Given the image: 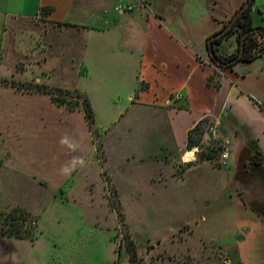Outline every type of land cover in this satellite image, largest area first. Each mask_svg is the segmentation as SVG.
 <instances>
[{"label": "rangeland", "instance_id": "374dc122", "mask_svg": "<svg viewBox=\"0 0 264 264\" xmlns=\"http://www.w3.org/2000/svg\"><path fill=\"white\" fill-rule=\"evenodd\" d=\"M23 50L7 54L2 61L1 85L15 87L9 79L18 76L28 78L14 80L24 89L73 81L59 72L51 78L40 73L35 76L37 68L18 74L14 63L25 55ZM16 95L0 88V264H18L19 256L26 264H129L128 239L134 243L141 264H242L239 246L231 244L242 237L236 230L237 222H263L253 210L262 211L264 216L263 169L243 164L245 153L239 154L240 146L234 149L236 142L223 131L221 116L214 136L206 134V127L215 119L204 117L201 141L180 155L147 162L120 157L115 159L118 165L110 166L105 156V133L100 128H114L120 117L96 111L97 117L89 126L95 145L90 141L87 151L96 149L98 160L89 152L85 160L81 105L76 112L62 115L56 107L54 112L45 93ZM21 110L23 117L11 116ZM152 121L154 147L173 129L162 119L154 117ZM11 129L19 133L17 139L13 134L12 143L6 136ZM64 137L73 149L60 143ZM181 138L179 131L173 135L174 145ZM15 144L20 155L11 151ZM225 146L230 158L223 165L217 164ZM211 149L217 150L207 159ZM187 150L195 154L189 164L182 159ZM10 152L12 157L6 155ZM157 152L155 147L153 153ZM77 166L79 170L72 177L69 172ZM62 168L69 169L68 173H62ZM86 168L90 176L85 178L80 172ZM19 208L32 215V238L2 233L8 215ZM256 238L259 236L240 246L241 257L252 264L264 260V240Z\"/></svg>", "mask_w": 264, "mask_h": 264}, {"label": "crops", "instance_id": "0c3cea01", "mask_svg": "<svg viewBox=\"0 0 264 264\" xmlns=\"http://www.w3.org/2000/svg\"><path fill=\"white\" fill-rule=\"evenodd\" d=\"M245 1L0 0V65L7 54L24 49L25 55L14 63L18 74L28 68H37L35 76L40 73L51 78L56 72L62 73L60 76H69L73 81L44 85L81 91L88 97L94 119L96 111L101 110L126 119L124 123L119 120L112 129L100 128L105 133V156L110 166L118 165L115 159L120 157L147 162L180 155L186 148L188 130L204 117L214 120L221 116L223 131L231 142H236L234 149L251 140L264 150V54L251 63L220 68L211 60L207 47V39L220 31ZM121 4L132 8L116 10ZM251 12L252 25L264 27V0H254ZM215 47L216 53L223 56L234 53L236 33ZM24 77L9 80L14 83L28 79ZM0 88L20 96L42 94L33 88L3 84ZM175 93H181V100L175 106L165 105ZM50 102L54 112H76ZM22 112L11 116L23 117ZM154 117L169 123L173 130L153 147ZM83 119L80 133L84 137L82 157L86 160L88 152L96 156V149L87 151L88 143L93 141L95 145V141L84 113ZM178 131L182 138L174 145L173 135ZM13 134L19 137L14 129L6 135L11 143ZM17 146L11 151L20 155ZM155 147L159 152L153 153ZM6 155L12 157L11 152ZM192 156L194 152L187 150L182 159L189 163ZM39 159L44 158L40 155ZM78 168L69 175H76ZM80 173L85 178L90 176L87 168ZM236 230L242 237L231 245L239 246L242 264H252L241 257L240 246L253 236L264 240V223L237 222ZM21 257L18 264H26ZM261 262L264 264V260Z\"/></svg>", "mask_w": 264, "mask_h": 264}, {"label": "trees", "instance_id": "16d2710c", "mask_svg": "<svg viewBox=\"0 0 264 264\" xmlns=\"http://www.w3.org/2000/svg\"><path fill=\"white\" fill-rule=\"evenodd\" d=\"M253 2L254 0H251L250 5L242 11V13L238 16V18L235 20L233 26L230 29H228L220 38H215L212 40L213 48L216 53L217 48L215 47V45L220 43L224 37L236 33V40H237L236 51L227 56H223L216 53L218 59L221 60L222 62H225V65L222 66L220 64H217L215 61H213L215 64H217L218 67L231 69L236 63L239 62L251 63L256 59H258L259 57H261L262 54H264V41H263L264 27H260V26L254 27L252 25L251 7ZM243 4L244 3H242L241 6ZM249 30L250 32L244 38L243 53L238 57L237 61L230 64L229 61L234 56H236L240 51L241 35ZM211 37L207 39V47ZM11 84L12 86H15L17 88H23L22 86H20L19 83H11ZM30 88H33L35 91L48 94L53 102L59 105H65L69 109H76L81 105L88 125L90 126L95 121L93 110L91 108L88 97L78 89H63V88H53V87L49 88L46 85H41V84L38 85L36 84V86ZM26 89L28 90L29 88ZM261 107L264 109V105H261ZM204 121L205 119L200 120L193 128L188 130L186 137V148H192L201 141L203 136V131L200 129L201 128L200 126L201 123ZM216 150L217 149H211L210 155L207 156V159H210L212 157L211 155L215 153ZM238 151L240 153L237 152V154L238 153L243 154L242 153L243 151L245 153V155H243L245 156L244 157L245 160L243 162L245 166L263 169L262 180L264 183V150H262L259 147L256 141L250 140L247 143L241 145ZM253 210L256 212L258 216L262 218L264 222V216L262 214V211L255 209ZM32 219H33L32 215L25 209L19 208L18 210H13L8 215L7 221L5 223V227L3 228L4 231L2 230V233H4L7 237H16L20 239L32 238L33 232L30 229V224L32 222ZM126 252L130 264H141L139 263V259H137L136 247L134 243L129 239L128 242L126 243Z\"/></svg>", "mask_w": 264, "mask_h": 264}, {"label": "water", "instance_id": "95a60500", "mask_svg": "<svg viewBox=\"0 0 264 264\" xmlns=\"http://www.w3.org/2000/svg\"><path fill=\"white\" fill-rule=\"evenodd\" d=\"M250 3H251V0H246L244 2V4L233 14L232 18L227 22V24L220 31H218L217 33L212 35V37L210 38L209 43H208L209 55H210L211 60L215 61L217 64H220V65L224 66L225 62H222L221 60L218 59L217 54L215 53L214 48H213L212 40L215 39V38H220L228 29H230L233 26L235 20L238 18V16L242 13V11L246 7H248L250 5ZM249 32H250V30L246 31L245 33H243L241 35V38H240V44H241L240 51H239V53L236 56H234L229 61L230 64L234 63L235 61H237L238 57L243 53L244 38Z\"/></svg>", "mask_w": 264, "mask_h": 264}, {"label": "built area", "instance_id": "2783aa9c", "mask_svg": "<svg viewBox=\"0 0 264 264\" xmlns=\"http://www.w3.org/2000/svg\"><path fill=\"white\" fill-rule=\"evenodd\" d=\"M132 7L128 6L126 4H121V5H117L115 7L116 10L119 9H125V10H130ZM182 98L181 93H175L173 95H170L166 101H165V105L167 106H175ZM218 118V117H217ZM219 125V118L216 119L213 123H208L207 127H206V134H209L210 136H214L216 134V127ZM226 145L228 146V142L226 143ZM225 146L224 149L220 152V155L218 156V159L216 161L217 164H225L227 159L229 158V149L228 147Z\"/></svg>", "mask_w": 264, "mask_h": 264}, {"label": "clouds", "instance_id": "9594fccd", "mask_svg": "<svg viewBox=\"0 0 264 264\" xmlns=\"http://www.w3.org/2000/svg\"><path fill=\"white\" fill-rule=\"evenodd\" d=\"M60 143H61L62 145H67L70 149H73V148L75 147L73 144H70V143H69L67 137L62 138V139L60 140ZM80 164H81V166H83L84 161L81 160V161H80ZM61 171H62V173L67 174L68 171H69V169H67V168H62Z\"/></svg>", "mask_w": 264, "mask_h": 264}, {"label": "bare ground", "instance_id": "6f19581e", "mask_svg": "<svg viewBox=\"0 0 264 264\" xmlns=\"http://www.w3.org/2000/svg\"><path fill=\"white\" fill-rule=\"evenodd\" d=\"M192 152H194L193 150H191ZM186 152V151H185Z\"/></svg>", "mask_w": 264, "mask_h": 264}, {"label": "flooded vegetation", "instance_id": "af4514ba", "mask_svg": "<svg viewBox=\"0 0 264 264\" xmlns=\"http://www.w3.org/2000/svg\"><path fill=\"white\" fill-rule=\"evenodd\" d=\"M232 18V17H231ZM230 20V19H229Z\"/></svg>", "mask_w": 264, "mask_h": 264}]
</instances>
